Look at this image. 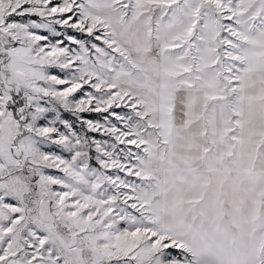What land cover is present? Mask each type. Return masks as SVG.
Listing matches in <instances>:
<instances>
[{"label": "snow or ice", "instance_id": "6c2138e0", "mask_svg": "<svg viewBox=\"0 0 264 264\" xmlns=\"http://www.w3.org/2000/svg\"><path fill=\"white\" fill-rule=\"evenodd\" d=\"M0 264H264V0H0Z\"/></svg>", "mask_w": 264, "mask_h": 264}]
</instances>
